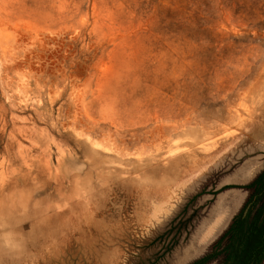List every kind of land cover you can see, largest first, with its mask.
Wrapping results in <instances>:
<instances>
[{
  "label": "rangeland",
  "instance_id": "obj_1",
  "mask_svg": "<svg viewBox=\"0 0 264 264\" xmlns=\"http://www.w3.org/2000/svg\"><path fill=\"white\" fill-rule=\"evenodd\" d=\"M263 242L264 0H0V264Z\"/></svg>",
  "mask_w": 264,
  "mask_h": 264
},
{
  "label": "trees",
  "instance_id": "obj_2",
  "mask_svg": "<svg viewBox=\"0 0 264 264\" xmlns=\"http://www.w3.org/2000/svg\"><path fill=\"white\" fill-rule=\"evenodd\" d=\"M258 237H259L258 239H260V237H261L260 234H258ZM263 243H264V242H263ZM261 247H262V246H260L259 249H260ZM247 249H248V250H247ZM247 249H246L245 251H247L248 255L252 254L251 252H249V251L252 249V247L249 246ZM245 254H246V253H245ZM246 259H248V258H246ZM243 264H249V260L244 261Z\"/></svg>",
  "mask_w": 264,
  "mask_h": 264
}]
</instances>
